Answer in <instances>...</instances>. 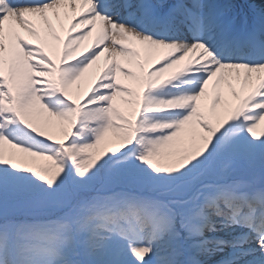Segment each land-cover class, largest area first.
Returning a JSON list of instances; mask_svg holds the SVG:
<instances>
[{
	"label": "snow or ice",
	"instance_id": "snow-or-ice-1",
	"mask_svg": "<svg viewBox=\"0 0 264 264\" xmlns=\"http://www.w3.org/2000/svg\"><path fill=\"white\" fill-rule=\"evenodd\" d=\"M262 123L264 0H0V264H264Z\"/></svg>",
	"mask_w": 264,
	"mask_h": 264
},
{
	"label": "rangeland",
	"instance_id": "rangeland-1",
	"mask_svg": "<svg viewBox=\"0 0 264 264\" xmlns=\"http://www.w3.org/2000/svg\"><path fill=\"white\" fill-rule=\"evenodd\" d=\"M54 23H55V22H54ZM64 23L66 24L67 21H64ZM57 28H58V25H57ZM58 31H59V28H58ZM60 35L63 37L64 33H63V32H60ZM90 42H91V38H90ZM90 42H88V44H90ZM88 44H87V45H88ZM83 47H84V43L81 45V49H82ZM78 51H79V50H78ZM49 54L53 56V59H56V54H55V52L49 50ZM155 59H156V56H151V57L149 58V60H148V63H150V64H151V63H154V62H155ZM95 70H96V68H95V66H94L93 69H90L89 72L86 73L87 76H88V78L85 76L83 80H84L85 82H88V83H89V80H90V82H91V76H92V73H93ZM87 80H88V81H87ZM235 87H236L237 89H239V88H240V85L237 83V84H235ZM78 91H79V90H77L75 87H73L72 92H73V95H74V96H75V94L78 93ZM225 94H226V92H225ZM260 130H264V123H262L261 128L257 130V134H259V131H260ZM48 131H49L50 134H52L54 137L59 138V135H60V134H59V131H58V130H56V129H50V130H48Z\"/></svg>",
	"mask_w": 264,
	"mask_h": 264
},
{
	"label": "bare ground",
	"instance_id": "bare-ground-1",
	"mask_svg": "<svg viewBox=\"0 0 264 264\" xmlns=\"http://www.w3.org/2000/svg\"><path fill=\"white\" fill-rule=\"evenodd\" d=\"M88 42H90V38H89L88 41H85V42H84V46H86V45L88 44Z\"/></svg>",
	"mask_w": 264,
	"mask_h": 264
}]
</instances>
